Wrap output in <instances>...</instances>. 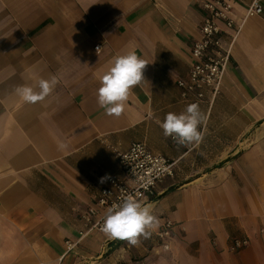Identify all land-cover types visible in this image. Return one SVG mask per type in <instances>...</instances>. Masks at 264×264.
<instances>
[{
  "label": "crops",
  "instance_id": "obj_1",
  "mask_svg": "<svg viewBox=\"0 0 264 264\" xmlns=\"http://www.w3.org/2000/svg\"><path fill=\"white\" fill-rule=\"evenodd\" d=\"M204 1L0 0V264H264V1L261 16L236 19L220 92L199 105L202 142L180 146L160 127L189 104L177 81L188 76ZM128 51L148 63L144 80L122 115L108 116L100 77ZM52 76L44 101L15 93ZM134 142L176 163L143 202L158 228L136 246L96 230L79 238L99 178L121 175L110 147ZM235 239L248 245L233 251Z\"/></svg>",
  "mask_w": 264,
  "mask_h": 264
},
{
  "label": "built area",
  "instance_id": "obj_2",
  "mask_svg": "<svg viewBox=\"0 0 264 264\" xmlns=\"http://www.w3.org/2000/svg\"><path fill=\"white\" fill-rule=\"evenodd\" d=\"M264 0H205L204 12L199 28V37L191 47V64L187 78L178 79L180 97L183 101L201 105L207 96L213 103L220 92L224 72L230 63L236 34L239 30L238 20L259 17L263 12ZM243 9V16H235V7ZM227 38V46L223 41ZM98 46L96 50H98ZM170 141L175 143L170 137ZM102 143H105L102 140ZM176 144V143H175ZM194 148V145H191ZM121 169V175L110 176L102 187L94 205L82 215L83 229L79 238L91 231H100L106 209L114 203H120L128 196L143 203L155 196L156 189L165 179L175 172V161L155 154L145 143L134 142L126 150L110 147ZM172 224L166 222L158 231L160 239L170 236ZM263 232V231H261ZM74 243L66 242L67 250ZM248 245V239H235L231 250H239Z\"/></svg>",
  "mask_w": 264,
  "mask_h": 264
},
{
  "label": "clouds",
  "instance_id": "obj_3",
  "mask_svg": "<svg viewBox=\"0 0 264 264\" xmlns=\"http://www.w3.org/2000/svg\"><path fill=\"white\" fill-rule=\"evenodd\" d=\"M147 64L135 51H128L114 58L112 66L100 77V86L96 93L97 103L104 109L106 115L115 117L122 115L131 89L144 80L143 73ZM57 83L56 76L50 79L41 78L38 82L39 91L31 86L20 85L16 87L15 93L24 102L36 104L44 101L53 92ZM206 120L207 116L199 104L193 102L180 113L168 112L160 127L166 138L170 137L180 146H187L202 142L201 128ZM109 179L110 176L106 174L99 178L98 182L104 184ZM152 209L151 203H141L128 196L106 209L100 231L109 240L119 239L136 246L141 237H149L159 226Z\"/></svg>",
  "mask_w": 264,
  "mask_h": 264
},
{
  "label": "water",
  "instance_id": "obj_4",
  "mask_svg": "<svg viewBox=\"0 0 264 264\" xmlns=\"http://www.w3.org/2000/svg\"><path fill=\"white\" fill-rule=\"evenodd\" d=\"M194 182V181H193ZM193 182H191V183H193ZM191 183H188V184H191Z\"/></svg>",
  "mask_w": 264,
  "mask_h": 264
}]
</instances>
